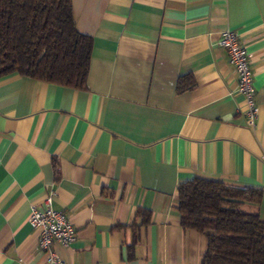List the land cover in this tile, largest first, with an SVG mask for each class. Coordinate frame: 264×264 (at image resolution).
<instances>
[{"label":"crops","instance_id":"1","mask_svg":"<svg viewBox=\"0 0 264 264\" xmlns=\"http://www.w3.org/2000/svg\"><path fill=\"white\" fill-rule=\"evenodd\" d=\"M71 2L85 87L0 78V264H46L28 217L48 195L76 230L62 264H202L207 238L178 212L195 178L259 189L244 207L264 223V0ZM225 29L250 55L254 127Z\"/></svg>","mask_w":264,"mask_h":264},{"label":"trees","instance_id":"2","mask_svg":"<svg viewBox=\"0 0 264 264\" xmlns=\"http://www.w3.org/2000/svg\"><path fill=\"white\" fill-rule=\"evenodd\" d=\"M92 38L75 25L71 0H0V78L12 74L85 87ZM192 87L178 82V90ZM261 191L195 178L178 186L183 229L207 238L202 264H264Z\"/></svg>","mask_w":264,"mask_h":264},{"label":"built area","instance_id":"3","mask_svg":"<svg viewBox=\"0 0 264 264\" xmlns=\"http://www.w3.org/2000/svg\"><path fill=\"white\" fill-rule=\"evenodd\" d=\"M218 45L226 50L237 73V93L243 100L242 113L247 125L254 127L258 110L250 55L240 42L237 32L232 29L222 31ZM28 223L33 229L39 230L38 251L44 253L46 264H62L54 244L69 246L76 238V230L64 213L53 209L51 195L45 198L42 208L32 206Z\"/></svg>","mask_w":264,"mask_h":264},{"label":"rangeland","instance_id":"4","mask_svg":"<svg viewBox=\"0 0 264 264\" xmlns=\"http://www.w3.org/2000/svg\"><path fill=\"white\" fill-rule=\"evenodd\" d=\"M244 210H246L247 208L246 207H243Z\"/></svg>","mask_w":264,"mask_h":264}]
</instances>
